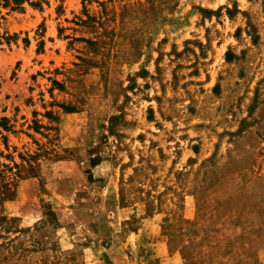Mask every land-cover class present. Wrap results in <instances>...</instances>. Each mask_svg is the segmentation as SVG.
Masks as SVG:
<instances>
[{"label":"rangeland","instance_id":"1","mask_svg":"<svg viewBox=\"0 0 264 264\" xmlns=\"http://www.w3.org/2000/svg\"><path fill=\"white\" fill-rule=\"evenodd\" d=\"M0 264H264V0H0Z\"/></svg>","mask_w":264,"mask_h":264}]
</instances>
